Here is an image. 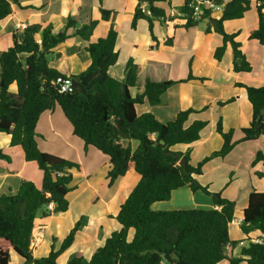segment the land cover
<instances>
[{"label":"trees","instance_id":"trees-1","mask_svg":"<svg viewBox=\"0 0 264 264\" xmlns=\"http://www.w3.org/2000/svg\"><path fill=\"white\" fill-rule=\"evenodd\" d=\"M133 1L138 4L132 29L137 28L140 19L147 21L150 36L158 45L155 21L166 24L171 0H148L149 14L141 11L143 0ZM258 2L261 3L255 6L258 27L252 31L249 40L264 46V0H256L254 4ZM13 4L20 6V0H0V21L12 14ZM252 4L253 0H228L219 19L205 17L208 22L201 20L205 22L206 34L216 33L223 38V44L214 54L218 62L222 61L228 45L231 46L235 73H248L253 67L236 40L238 34L227 33L225 23L243 19ZM177 11L189 12V9L178 7ZM108 18L109 15L103 16L105 20ZM199 22L188 14L186 22H176L172 27L190 30ZM77 23L69 16L61 32H55L52 23H32L21 32H14L12 46L0 55V133L11 137V146H21L25 160L37 164L43 174L41 187L33 181L23 180L15 194L0 195V264H10L13 253L19 257L20 264H59L58 258L73 245L82 226L81 218L58 249L52 247L47 256L34 257L31 246L38 220H47L69 210L68 194L73 190L71 170H80V163L45 152L39 146L37 124L44 113L57 107L86 147L95 148L112 164L107 176L108 188L132 168L140 176L115 218L121 228L111 233L88 262L79 254L67 264H162L165 261L163 254L168 251L174 264H219L222 261L264 264V242L256 243L251 236L255 232L264 235V191L253 189L250 193L239 225L246 239L233 240L230 224L236 213V202L221 193L211 192L197 180L208 162L225 158L240 143L264 139V86L235 83L236 87L245 90L252 106L249 126L239 130L241 138L235 141L236 130L225 131L223 118L219 116L216 131L224 141L222 148L193 165L190 150L182 153L171 148L200 140L209 121L196 120L190 126L186 123L191 114L209 107L200 111L194 108L181 110L168 122L160 121L152 112L139 113L137 107L160 105L163 95L178 83L192 80L204 83L209 79L194 76L191 61L187 77L174 81L169 77L167 63L151 62V67L140 72V66L130 58L126 65V81L121 82L109 74V69L119 59L116 50L118 31L112 29L105 37L93 42L91 38L98 21L90 20L80 27ZM71 37H80L88 43L86 51L91 64L78 76H71L73 79L79 77L80 92H60L56 81L65 75L51 67L50 61L54 49ZM166 45H173V37L166 40ZM155 48L156 45L151 47L152 50ZM157 76L166 79H152ZM235 101L232 97L217 105L223 107ZM125 140L137 141V148L133 149L131 144L126 147ZM0 160L11 162L12 158L0 148ZM259 164L264 166V149L256 152L251 166L254 168ZM186 186L193 193L202 191L211 196L214 208L152 209L153 204L169 201L175 190ZM246 241L247 245L240 246ZM238 247L236 255L228 253V248Z\"/></svg>","mask_w":264,"mask_h":264},{"label":"crops","instance_id":"crops-1","mask_svg":"<svg viewBox=\"0 0 264 264\" xmlns=\"http://www.w3.org/2000/svg\"><path fill=\"white\" fill-rule=\"evenodd\" d=\"M119 1L126 3L124 4V7L122 9L119 4V7H115L116 5H113V3L111 4L109 0H103L102 2H100V0H20V6L13 4L12 14L6 19L0 21V55L3 51L12 46L13 33L21 32L23 30V27H26L32 23H52L54 25V31L61 32L64 31L69 16H73L78 21L77 27L82 26L84 23L90 22V20H97L98 24L94 30L91 41L95 42L99 38L105 37L112 29L118 31L119 35L116 44V50L119 52V59L117 64L109 69V74L119 81H126V65L130 58H133L135 64L140 66V72L144 71L148 67H151V62L167 63L169 65V76L172 80H174V54L175 48L177 49L178 47L183 48L182 51L187 54L189 59L192 56V59L190 61L192 62L191 68L193 75L196 77H207L209 79L204 83H201L198 80H192L187 83H178L177 87H184L185 85L190 86L192 88V91L194 92H166L162 97V103L160 105L156 107H152L148 104L138 106L137 110L139 113L152 112L160 121L168 122L173 120L176 114L181 110L194 108L195 110L200 111L207 106H209V108L211 106L216 107L218 106L217 103L219 101H227L228 99L235 97V102L223 107H218L219 113L223 118L224 129L225 131L235 129L237 133L241 128L249 126L253 112L252 106L247 98L245 90L243 88L236 87L235 83L240 82L256 87L264 86V46L260 45L257 41L249 40V36L252 31L258 27L259 18L257 9L256 15L251 10L245 15L243 19L239 20L245 22L246 20H249V25L251 26L245 29L233 25L231 27L229 26L231 30L227 31L228 29L226 27L228 25H231L230 22L232 21L225 23L226 32H230L231 34H238L236 40L241 43V49L243 50L244 54L247 57V60L253 67L251 72L235 73L233 71V51L230 45H228L227 51L221 62H218L214 58L216 48L223 44V38L221 35L216 33L206 34L204 30H199L198 26L195 28H191L190 30H186L184 28L174 29L172 27L173 24L167 25L162 23L161 21H155L154 32L156 37L158 38L157 45V43L153 42L150 36L147 21L140 19L137 23L136 29H132L131 27V23L134 19L138 4L137 1ZM255 2L256 0H253V3ZM179 3L180 0H171L170 10H174L175 6ZM129 4H131V6ZM125 5H127L128 7H126ZM252 13L254 14V17L252 16ZM104 15H109L108 20L103 19ZM142 24L146 31L148 30L150 36L148 44L149 50H147L144 54H137L138 48L136 47L137 45H135V41L126 42L125 40H123V33L121 32V29L123 28V25H126V32H128V34H135ZM19 26H22V28L20 27L19 29ZM157 27H159L163 31L162 35L160 36L156 32ZM169 37H173L172 46L166 45V40ZM126 43L132 44V47L133 45L135 46L127 51L124 58H122L120 47L124 46L125 48L124 44ZM155 45L156 48L152 50L151 47ZM87 46L88 43L82 40L80 37H71L66 42L60 44L54 49L53 59L50 61V66L56 68L65 76H78L79 74L84 72L91 64L90 55L86 51ZM163 54H166V56H163ZM188 62L189 60L185 62V65H183L182 68L183 71H186V74L184 77L182 75L180 78H178L179 80L185 79L187 77L189 65ZM204 65H209L213 68L210 71L211 74L206 73V71L204 70ZM218 72L222 73V76L224 75L223 77H225L227 80H219L222 76L220 78L219 76L217 77ZM259 79H262V82L259 81ZM227 82L230 86L229 91L231 92H223V89L225 88ZM200 87H210L211 89L217 90L218 92H215V95L213 97L210 95L209 97L207 95L204 96V94H202L203 92H195V90ZM220 87H222V92H219L218 90ZM133 94H136V92L133 91ZM169 97L172 98V105L168 101ZM205 97L207 98V100L204 99ZM206 111H200L198 113L191 114L189 120L186 123V126H190L196 120H205L202 119V116ZM229 120H231L232 124L227 126V121ZM217 121L216 124L215 122L212 123L209 121L208 126L215 124V130L210 131L208 134H206L205 129L208 128L207 126L201 132V138L199 141L189 145H176L171 149L182 153L190 150L191 163L193 165H196L204 157L210 155L214 151L220 150L223 146L224 141L221 135L216 131ZM36 132L39 146L43 151L80 163V170H71L73 171V181L71 183V187L73 188V190L68 194V199L70 201L69 210L65 213L58 214L56 217L55 215H52L47 220H38L37 225L42 226L43 235L41 237V243H34L33 241V244L31 246L33 255L36 258H39V256L45 257L49 254L52 247H54V249H58V247H56L57 245L53 246L54 242H61L57 241V239H64L65 234L68 232V229L63 230L61 222L64 221L67 215H69L73 205L72 201L70 200V194L74 190H76L75 178L80 177L81 179H85V181L89 184L99 178L101 185L100 187L103 188V193H100V195L95 193L96 199L99 198L98 201H95V204L98 203L96 207H101V210L97 215L93 214L87 216L84 214H79L75 218H73V220L70 222L71 224L79 221L82 218V226L76 234L73 245L58 258V261H60L62 258L67 257V259L65 258L66 261H64V263L67 264L73 258L80 254L84 257L85 262H88L91 259L94 251L105 243V240L111 235V233L121 228L115 218L119 213L121 204L126 200L128 194H130L133 188L136 186L140 179V176L135 172L134 168H132L111 188H108L107 176L109 171L112 169V164L107 157L102 155L95 148L91 146L86 147L84 142L73 133L71 124L63 114L62 110L58 107L54 111L46 112L41 116L37 124ZM236 133L235 136L237 137V139L235 137V141L241 138V134L236 135ZM261 139L264 141L263 138ZM10 140L11 137L9 135L5 133L2 135V133H0V148L3 149L12 158L11 162L0 160V195L4 193L15 194L18 191L23 180H32L25 175L26 169L30 167V164H32V162H27L25 160V155L22 147L11 146ZM129 141L133 149H136L138 146V142L133 140ZM254 142L255 141H250L240 144ZM206 144L209 145V149L205 153L206 155L202 159L196 158L195 150L201 146H205ZM213 144H215V147L211 148ZM253 145L256 146V149L255 151H252L254 153H251L249 158V165L251 168L249 169L248 176L250 178L252 177L253 179L255 177H257L258 179H262L264 178V166H262L261 164L257 165L254 168L251 166L255 154L256 152L261 150V146L260 144ZM234 150L232 151V153L234 152ZM229 157L230 154L226 158H223V161H225V159H229ZM35 165L37 166V164ZM258 167L261 168L258 169ZM77 172L78 174H76ZM42 175L43 174L41 172V181ZM199 178L200 176L197 177V180H199ZM200 184L203 186H210L208 184ZM186 188L187 190H190L189 195L190 198H192L193 196L191 195H193L194 193H192L189 187L186 186ZM262 188H264V186ZM255 190L259 191L257 189ZM174 193L182 195L181 191L175 190ZM250 193L251 191L248 195H250ZM194 198L198 201L196 195L194 196ZM198 206L199 204H197L196 208L195 204L192 208L212 209L214 208L213 200L208 198L207 205L204 204L203 207ZM154 207L155 206H152V209L157 210L156 208L154 209ZM246 207L247 205L244 207V209ZM243 211L242 217L239 218V222L243 219ZM239 222L237 223L238 225H240ZM130 235L132 236V232ZM56 236L59 237L56 238ZM51 239H53L54 241H52ZM231 239L241 240L242 238L231 237ZM245 244L246 243H244L243 245ZM228 250L229 254L233 253V255H236L238 253L239 247L235 248L234 250L232 248H228ZM15 255V253L12 254L10 264H20L19 258H16ZM222 263L229 264L228 261H222L219 264ZM162 264L172 263H169L165 260Z\"/></svg>","mask_w":264,"mask_h":264},{"label":"rangeland","instance_id":"rangeland-1","mask_svg":"<svg viewBox=\"0 0 264 264\" xmlns=\"http://www.w3.org/2000/svg\"><path fill=\"white\" fill-rule=\"evenodd\" d=\"M109 2L111 4L113 3V5H116L115 7H117L119 4L121 9L124 7V4H126V3L119 1V0H117V2H116V0H109ZM110 3H109V5H110ZM129 5L131 6V4H129ZM125 6L128 7L127 5H125ZM110 7H112V6H110ZM174 10H175V12H177L176 7L174 8ZM251 10L256 15V7H255L254 3L252 4ZM253 13H252V16L254 17ZM214 18L219 19L220 14H217V13L214 14ZM174 21H175V23L176 22H178V23L183 22L179 18H175ZM157 22H159V20H157ZM246 22L245 21H239V20L232 21V22H230L231 25H228L226 27L228 29L227 31H230L231 30L230 27L233 25H236L242 29H245V28L251 26V25H249V20H246ZM20 27L21 26H19V29H20ZM204 28H205V22L200 21L198 23V29L204 30ZM126 30H127L126 25H123V28L121 29V32L123 33V40H125L126 42L135 41V45H137L136 47L138 48L137 54L146 53V51L149 50L148 44H149L150 36H149L148 30L146 31L143 24L140 25V27L138 28V30L135 34H128V32H126ZM156 32L159 36L162 35V33H163V31L159 27H157ZM241 40H242V38H241ZM124 45H125V48H124V46L120 47L122 58H124L127 51H129L130 49H132L135 46V45H133V47H132V44H127V43ZM182 49L183 48H181V47H178L177 49L175 48V54H174L175 58H174V65H173V77H174L173 79H174V81L179 80L178 78H180L182 75H183V77L185 76L186 71L185 70L183 71V69H182L183 65H185V62L187 60H189L188 63H190V60L192 59V56L189 59L187 54H185L182 51ZM163 56H166V54H163ZM231 57H232V52H231ZM52 59H53V57L51 58V60ZM204 66H205L204 70L206 71V73L211 74L210 71L213 68L210 67L209 65H204ZM218 76L220 78L222 76V73L218 72L217 77ZM223 76L219 80L226 79ZM158 77L159 76L154 77L152 79H157V81H163V79H166V78H160V77L158 78ZM259 81L262 82V79H259ZM259 85H261V84H259ZM13 89H15V87ZM216 89H218V88H216ZM218 90H219V92H222V87H220ZM223 90H224L223 92H231V91H229L230 86L228 85V82L226 83L225 88ZM167 92H194V91H192V88L190 86L185 85L184 87H179V86L177 87V84H176V86L175 85H174V87L172 86L169 89V91H167ZM195 92H203L202 94H204V96L207 95L209 97V95H210L213 97L215 95V92H218V91L213 90L210 87H200L197 90H195ZM225 95H226V93H225ZM204 96H202V97H204ZM171 99L172 98L169 97L168 101L172 105L173 101H171ZM204 99L207 100L206 97ZM219 116H221V115L219 113L218 106H216V107L211 106L210 108L207 109V111L205 113H203L202 119H205L206 121H210L212 123L215 122V124H216V121L219 119ZM215 124H212V125L208 126V128L205 129L206 134H208L210 131L215 130ZM230 124H232L231 120L227 121V126ZM3 134L4 133H2V135ZM237 134H240V133L237 132L236 135ZM236 139H237V137H236ZM263 142L264 141L262 139H259V141H255L254 143L240 144L235 148L233 153L232 152L230 153L229 159H225V161H223V158H221V157L213 159L212 161H210V163L208 162L205 165V167L203 169L204 170L203 174L200 176V178L198 180V182H200L204 185H207V184L210 185V186H208V188L211 192H213L215 194L221 193L223 197L228 198V199H232L236 202V207H237L236 208V214L234 216L233 222L230 224V236L232 238L246 239V236L241 232L240 226L237 223L239 222V218L242 217V211H243L244 207L246 205H248V198H249L248 194H249V192L250 191L252 192L253 189H257L259 191L264 190V188H262L264 186V178L258 179L257 177H255L253 179L252 177L250 178L248 176L249 169L251 168L249 165V162H250L249 158H250L251 153H254L252 151L253 150L255 151V149H256V146L253 144H260L261 150H263L264 149ZM213 147H215V144H213L211 148H213ZM208 149H209L208 144H206L205 146H201V147L197 148L195 150L196 158L202 159L206 155L205 153L208 151ZM260 168L261 167H258V169H260ZM71 172H73V171H71ZM76 174H78V172ZM25 175H26V177L32 179L31 181L36 183L38 187H41V172L35 164H33V163L30 164V167L28 169H26ZM75 180H76V184H75L76 190H74L70 194V200L72 201L73 205H72V208H71L69 215H67L65 217L64 221L61 222L62 223L61 226H62L63 230L68 229V232L65 234L64 239L68 236L71 229L77 223V222H74L72 224L70 223L73 220V218H75L79 214L80 215L84 214L87 216L93 215V214L97 215L98 212L101 210V207H96L98 205V203L95 204V201L99 200V198L96 199L95 193L98 195H100V193H103L102 192L103 188L100 187L101 186L100 185V179L98 178L97 180L92 181L90 184L88 182H86L85 179H81L80 177L75 178ZM176 191H181L182 195H179V194L173 192L172 197L169 201L159 202V203L153 204V206H155L154 209L155 208L157 209L155 211H168L170 209L171 210L194 209L192 207H194L195 204H196V208H197V204H199L198 207H203L204 204L207 205L208 198L212 199L211 196L206 195L202 191L196 192L198 194L194 193L197 196L198 201L194 198V196H195L194 194L191 195L193 197L190 198V195H189L190 190H187L186 187L185 188L182 187ZM128 193H130V192H128ZM78 198H80V199H78ZM183 207H185V208H183ZM57 215L58 214H56L55 217ZM59 234H60V230H59ZM42 235H43L42 234V226L37 225L34 229V232H33L34 243L35 242L41 243ZM251 236H252V238H258L261 235L259 232H255ZM58 237L59 236H56V238H58ZM37 238H38V240H37ZM64 239H62V238L57 239V241H61V242H54L53 246L57 245L56 247L59 248ZM51 240L54 241L53 239H51ZM244 243H246L245 245L248 244L247 241ZM240 246H242V245H240ZM15 257L19 258L17 255H15ZM40 257H43V256H39V258ZM65 258L67 259V257H64L60 261H58V263L59 264H65L64 263V261H66ZM222 264H225V263H222Z\"/></svg>","mask_w":264,"mask_h":264},{"label":"built area","instance_id":"built-area-1","mask_svg":"<svg viewBox=\"0 0 264 264\" xmlns=\"http://www.w3.org/2000/svg\"><path fill=\"white\" fill-rule=\"evenodd\" d=\"M228 0H221L218 2L217 0H180V3L175 7H187L189 12H175V10L171 9L170 14L168 15V19L166 21L167 25L174 24L175 18L181 19L183 22H186L188 14H191L195 20L201 21L205 20L206 17L214 18V14H220L224 12L227 6ZM261 3L258 2L257 5L259 6ZM141 11L143 13L149 14V3L148 0H143L141 2ZM22 28V26H21ZM25 27H23L24 29ZM74 79L71 76H60L58 77L56 84L60 90V92H69L72 93L75 91V87L73 86ZM52 207V205L50 206ZM242 222L240 220L239 224ZM254 242L256 243H263L264 242V235L259 236L258 238H253ZM242 245L244 243H241Z\"/></svg>","mask_w":264,"mask_h":264},{"label":"water","instance_id":"water-1","mask_svg":"<svg viewBox=\"0 0 264 264\" xmlns=\"http://www.w3.org/2000/svg\"><path fill=\"white\" fill-rule=\"evenodd\" d=\"M208 21H209L208 19L205 20V22H208ZM79 81H80L79 77H77V78L74 79V82H73V86L75 87V90L78 91V92H80L82 90V86L80 85ZM125 143H126V147H129L130 141L129 140H125ZM183 163L184 164L186 163V160L184 158H183ZM163 258L169 263H173L174 262V258H173V256H172L170 251L165 252L163 254Z\"/></svg>","mask_w":264,"mask_h":264}]
</instances>
